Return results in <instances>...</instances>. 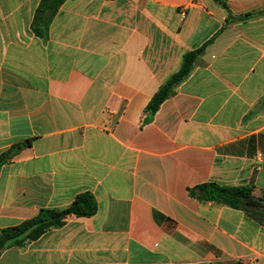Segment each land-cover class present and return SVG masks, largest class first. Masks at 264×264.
<instances>
[{"label": "crops", "instance_id": "obj_1", "mask_svg": "<svg viewBox=\"0 0 264 264\" xmlns=\"http://www.w3.org/2000/svg\"><path fill=\"white\" fill-rule=\"evenodd\" d=\"M0 0V230L82 192L68 216L0 264H264V0ZM192 70L154 115L147 104ZM249 186L253 211L200 200Z\"/></svg>", "mask_w": 264, "mask_h": 264}, {"label": "trees", "instance_id": "obj_2", "mask_svg": "<svg viewBox=\"0 0 264 264\" xmlns=\"http://www.w3.org/2000/svg\"><path fill=\"white\" fill-rule=\"evenodd\" d=\"M65 0H40L31 23L32 32L38 37H45L48 25L52 17L57 12L60 5ZM220 2L219 0H215ZM221 3V2H220ZM201 48L184 54L179 70L172 74L154 93L146 111L154 115L160 105L171 98L176 87L191 72L193 62L201 52ZM29 142L13 145L8 150L0 154V169L4 164L9 163L23 147ZM200 200L212 201L220 205H225L233 209H240L246 212L256 210L261 206L262 199L252 195L249 186L224 187L214 183L203 184L190 190ZM97 211V204L94 196L89 192L77 194L71 203L62 208H40L37 214L19 224L0 230V253L11 247H24L35 241L46 232L64 226L68 216L77 218L92 217Z\"/></svg>", "mask_w": 264, "mask_h": 264}, {"label": "built area", "instance_id": "obj_3", "mask_svg": "<svg viewBox=\"0 0 264 264\" xmlns=\"http://www.w3.org/2000/svg\"><path fill=\"white\" fill-rule=\"evenodd\" d=\"M248 264H256L255 261H250Z\"/></svg>", "mask_w": 264, "mask_h": 264}]
</instances>
